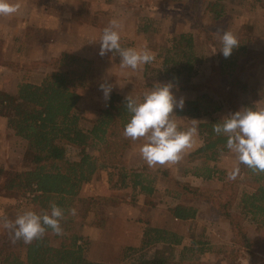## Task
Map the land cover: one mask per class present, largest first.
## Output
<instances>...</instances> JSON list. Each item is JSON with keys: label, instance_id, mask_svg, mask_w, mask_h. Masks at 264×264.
Listing matches in <instances>:
<instances>
[{"label": "trees", "instance_id": "16d2710c", "mask_svg": "<svg viewBox=\"0 0 264 264\" xmlns=\"http://www.w3.org/2000/svg\"><path fill=\"white\" fill-rule=\"evenodd\" d=\"M224 2H207L213 20L224 15ZM201 31L211 56L209 76L202 84L190 83L202 58L196 55L193 34L182 32L170 37L165 47L159 48L164 51L161 68L153 71L157 76L150 75L141 90L147 92L156 83L172 82L176 85L173 90L203 93L196 100L188 101L176 115L199 121L198 137L202 144L188 156L192 163H198L192 168V175L204 180L216 178L222 181V186L219 189L194 186L176 179L169 169L147 172L143 167H120L122 157L130 148V140L123 135L131 118L125 107V97L110 93L91 127L82 129L77 108L92 62L62 53L40 63L48 73L39 84L21 82L13 95L0 91V117L7 120L13 135L26 144L19 169L0 170V197L25 203L38 215L50 214V205L55 203L64 210V218L60 221L63 235H56L47 228L43 239L25 244L22 240L12 243L8 231L0 236V264H104L85 257L83 247L77 245L80 239L74 233V227L79 223L103 227L104 209L117 202L106 196L81 195L83 186L89 184L98 171H107L112 189H129L136 194L132 202L136 201V196H144V206L149 210L162 202L164 197L157 199L155 196L156 185L158 182L164 185L163 194L171 202L166 211L179 221L193 223L200 205L208 204L214 216L229 224L232 239L228 257L238 258L242 249L247 250L252 261H258L257 254L264 256V173L240 164L236 178L224 180L223 172L210 165L229 151L226 137L213 132V125L222 122L217 113L223 109L230 114L241 110L237 94L246 88V83H241V76L263 65L264 54L246 50L240 44L235 55L226 59L219 53L215 35L209 27ZM245 33V36L250 34ZM2 54L0 42V65L7 66ZM240 56L244 58H238ZM148 72L146 66L145 75ZM162 75L165 78H161ZM71 147L77 148L75 159L68 158ZM87 147L96 155L87 152ZM247 184H250V191L244 189ZM73 208L76 209L74 216L69 211ZM137 221L146 226L141 244L137 248H125L124 259L118 264H176L161 257H150L147 251L159 243L180 245L182 237L151 226L149 218L140 216ZM248 221L255 224L256 236L252 239L245 227ZM214 252L227 251L216 247Z\"/></svg>", "mask_w": 264, "mask_h": 264}, {"label": "rangeland", "instance_id": "374dc122", "mask_svg": "<svg viewBox=\"0 0 264 264\" xmlns=\"http://www.w3.org/2000/svg\"><path fill=\"white\" fill-rule=\"evenodd\" d=\"M213 0H111L108 3H103L101 0H86L84 2L85 8V15H86V24L87 25H97L99 28L101 27L104 29L108 26L109 22L113 19H116L120 22L121 28L119 29L120 36H121V47L124 48V45L127 42H131L132 47L140 50L142 47L149 49L152 53L155 54L156 59L149 63V72L147 73L148 76H157V73H153L154 70H159L161 68V62L163 55V50H159L161 47H165L166 41L172 37L173 35H178L182 32H188L194 34V40L196 43L195 52L198 57L202 58V62L197 65L200 69L201 75H204V69L206 67V63L211 62V56L208 55V47L207 42L204 36V33L201 29L209 27L212 33L215 35V41L217 45V49L219 53H221L222 49V35L220 32L228 31L233 27H237L238 25L233 23H226L224 24V18L220 21L213 20L212 16L209 14L207 9V2ZM97 3V4H96ZM96 4V5H95ZM236 5H241L243 9L250 10L252 7H259L264 10V2L258 3L255 0H225L224 2V15H231L232 12H235ZM238 20V19H237ZM241 21V20H238ZM260 28V26H259ZM249 32L248 28L242 30V36L245 35V32ZM241 32V30L239 31ZM252 32V30H251ZM260 32V31H259ZM262 34V32H260ZM244 38V37H243ZM262 42H260L261 44ZM130 46V44H126ZM260 50L258 53L264 54V46L261 45ZM235 49L233 50L232 56H234ZM222 54V53H221ZM118 55V53H117ZM231 56V58H232ZM119 58V56H117ZM240 59L244 58V56L238 57ZM115 63L112 66L116 68L120 65V58L119 60L115 58ZM39 61V60H38ZM32 61L30 60L21 61L17 64V67L21 68V70H16L19 72L17 74L18 78H21V82H29L32 84L39 83L41 79L48 73L47 68L43 67L40 63V60ZM31 63V64H30ZM94 64L92 63V69ZM208 66V65H207ZM96 67V68H95ZM94 67L95 72L92 74L90 73L88 77V81L86 83V87L80 93V101L77 108V112L81 117L80 125L82 129L86 130L91 127L93 124L94 119L98 116L100 110L105 106L106 101L103 99V92L100 90L99 85L105 80L109 83L110 81V72L113 68L110 67L107 59L102 57L101 64H98ZM18 68V69H19ZM142 68V67H141ZM111 69V70H110ZM92 71V70H91ZM140 71V70H139ZM137 74L136 72H134ZM161 78H165L163 75ZM200 78V77H199ZM190 83L192 84H199L198 82L192 81V77L190 79ZM241 83H246V88L244 91H240L238 96V104L241 107V110L248 107L253 109L254 111L264 110V64L260 67L252 69L248 73H244L241 76ZM111 84V83H110ZM144 84L141 83V80H131L127 83L126 89L128 92L123 97L131 96L134 99L140 100V94L142 92V87ZM249 85V86H248ZM130 86V87H128ZM251 89H253L254 93H256L259 97L257 101H255V105L251 102H248L250 99ZM249 90V92L247 91ZM177 91V90H174ZM2 92V91H1ZM181 93H189L194 92L196 95L200 96L203 93L197 91H178ZM111 93H114L111 91ZM211 94V93H210ZM13 95V94H12ZM214 99H216L214 97ZM251 104V105H250ZM246 106V107H245ZM177 110H174V115ZM226 112H228L225 109ZM221 112V111H220ZM218 112V113H220ZM224 115V113H223ZM228 115L230 113L228 112ZM176 116V115H175ZM178 127H184L183 129H187V127L192 126V121L189 120L188 122L185 119H176ZM199 138V137H198ZM200 139V138H199ZM130 140V139H129ZM25 142L20 140L19 138L13 135V132L8 125V122H1L0 120V170L5 169H19L22 161V156L25 151ZM131 145V144H130ZM77 148L71 147L68 151V158L75 159V151ZM87 152L96 155V152L93 151L91 148H86ZM126 153V152H125ZM192 153V152H191ZM190 154V153H189ZM188 154V156H189ZM125 155V154H124ZM184 155L183 160H181L178 165L173 169H169L171 174L179 180L187 182L191 184L192 178L190 176H182L184 171H187L192 176V168L197 164H192L189 157ZM123 159V157H122ZM121 159V162H122ZM194 163V162H193ZM211 166L213 164H210ZM220 171L223 172V179L226 180L229 178L230 174L233 172L234 168L237 165L235 154L228 151L226 153H222L219 160L215 163ZM130 169H137L138 166L129 167ZM141 168V167H140ZM147 172H154L155 170H146ZM105 173V175L103 174ZM98 177H96V181L90 182L87 186V190L85 191V196H106L110 197L112 201H117L114 206L106 207L104 209V219L105 225L108 221L107 215L111 212L112 208H118L121 205L126 207L127 212L130 213V221L133 223V226L139 227L137 223L138 217L142 216L144 218H149L151 223V218H157L159 212H157L158 208L154 207L153 209L149 210L147 207L144 206V196H136V201L132 202V197L136 194L132 193L129 189H112L110 183L108 181V173L107 171H98L96 173ZM95 174V175H96ZM182 176V177H181ZM191 179L189 182L184 180L185 178ZM107 179V180H106ZM2 177L0 175V185H1ZM221 182L218 188L212 189H219L222 186V181L216 180ZM193 185V184H191ZM158 192L155 194L157 199H162L160 203L161 209H165L168 204H170V199L165 197L163 194L164 185L160 184L159 182L156 185ZM209 188V187H208ZM244 189L250 191V184L244 186ZM82 195V194H81ZM32 195H27V197H31ZM84 196V195H82ZM207 209L209 208L208 204H205ZM108 210V212H106ZM25 211H30L29 206L25 203L16 202L11 199L0 197V214L6 215L10 220H15V218L22 214ZM157 212V213H156ZM156 214V215H155ZM208 214L209 220L219 221V217L214 216L210 209ZM114 217V215H112ZM116 218V217H115ZM136 218V219H135ZM114 219V218H113ZM135 219V220H134ZM223 219V218H221ZM134 220V221H133ZM162 221V219L160 220ZM225 221V219H223ZM112 225H114L113 229H110V232L105 236L104 243L110 244L113 243L114 236L118 235L119 239L121 238V229L117 228L120 224L116 220H112ZM168 222V221H166ZM141 223V222H138ZM137 224V225H136ZM143 224V223H141ZM157 224V223H156ZM199 225V223H198ZM89 226V227H96L91 226L88 223H79L74 227V233L77 235L81 233L79 231L80 227ZM99 229V227H96ZM179 233H189L192 234V223L188 225L187 223H180L177 226ZM8 232L7 229H4L0 226V236L6 234ZM98 237L94 236L92 241L94 244L91 246L92 251L89 253L90 248L86 247L85 242L79 240L77 242L78 246H82L84 249L85 257H92L94 260L105 257L100 255L107 250L105 244L101 243L97 239ZM57 244V243H56ZM217 247V246H214ZM218 247H221L218 245ZM225 248L224 246H222ZM16 251V249H14ZM216 250V248H215ZM230 250V249H229ZM227 250V251H229ZM17 252V251H16ZM148 252V251H147ZM123 253V252H122ZM154 251H150V257L153 256ZM148 255V253H147ZM135 256V255H134ZM149 256V255H148ZM154 256L161 257L166 259L171 263L176 264H192V252L188 251L187 249L182 250V248H162L158 251L155 250ZM122 257V258H120ZM120 260L123 261V254L119 256ZM201 263V262H200ZM204 264V263H203Z\"/></svg>", "mask_w": 264, "mask_h": 264}, {"label": "crops", "instance_id": "0c3cea01", "mask_svg": "<svg viewBox=\"0 0 264 264\" xmlns=\"http://www.w3.org/2000/svg\"><path fill=\"white\" fill-rule=\"evenodd\" d=\"M85 1L86 0H9V3H20L21 8L19 12L11 16H0V42L3 52L2 56L3 60L7 64V66L0 65V91L10 95L16 92L18 85L21 83V78H18L17 76L20 71L16 72V70H21V68L17 67L20 60H30L33 64L34 62L32 61L38 60H42L41 62H48L53 58L59 57L62 53H67L91 61L94 64L91 72L92 74L95 72L94 67L101 64L102 61V57L98 53L100 50L99 40L103 29L101 27L99 28L97 25L91 26L86 24V9L83 10L85 8ZM110 1L111 0H102L103 3L106 2L108 4H110ZM235 8L238 9H235V12H232L231 15L222 16V18H224V24L231 22L238 25L228 31L232 32L237 37L238 41L240 38L242 39L239 41V45L241 44L244 46L246 50L259 52L262 50L260 48L261 45L264 46V10L259 7H252L250 10H245V8L239 9L242 8L241 5H236ZM222 18H220V21ZM237 19L241 21H238ZM246 28H248L250 34L242 36V30ZM240 30L241 32H239ZM259 31L262 32V34H260ZM220 34L222 35L223 32H220ZM243 37H245V39L248 38V40L245 41ZM260 42L262 43L260 44ZM126 44H130V46H127ZM126 44L124 45V48H133L131 42H127ZM239 48L240 46L237 50ZM141 49H143V47ZM208 55L210 54L208 53ZM117 56H119V54L117 55L116 52H112L103 57L107 59L110 67L113 68V70L110 69L111 71L108 72L110 74V79H108L110 81L109 83L113 85L112 92L124 95L128 92L126 89L127 83L132 79H140L142 84L147 81L149 76L148 74L145 75V69L149 64H145L142 68L137 70H132L130 68L121 70L120 67L116 68L115 66H112V64L116 62L114 61L116 60L115 58L119 60L120 57L118 58ZM205 65L204 75H201L200 69L195 67L194 76L192 77V81H194V83L198 82L199 84H202L209 76V63H206ZM251 90L252 95H250L248 102L255 105V101H257L255 96H259L254 93L253 89ZM247 91L249 92V90ZM145 93L146 92H141L140 100H143ZM173 93L178 99L180 97L184 98V108L188 101H194L198 97V95L194 92L181 93L173 90ZM253 109L256 110L255 107ZM243 110L244 109L241 111ZM217 115L220 119H222L228 116V112L223 109L220 113H217ZM174 118L177 120L186 118V120L190 122V118L188 116L176 115ZM0 120L5 123L7 121L2 117H0ZM178 128L182 131L187 130L183 129L184 127ZM143 143V139L137 141H132L130 139V148L126 151L119 166L128 169H130L129 167L138 166L139 168L143 167L147 170L151 169L157 171L162 169L173 170L178 165V163L175 165L157 164L154 167H149L140 153V148ZM201 144V140L198 137L195 138L193 146L190 149H187L182 156H188L189 153L197 150ZM192 164H197V162ZM197 166L198 165H195L194 167ZM212 166L217 167L215 164ZM103 174L105 175V173ZM187 175L190 176L192 180H188L190 177H186L184 180H187L188 182L191 180L190 182L194 186L218 188L221 184V182L216 181L218 180L216 178L204 180L201 177H196L194 175L191 176V174L187 171H184V174H182V176ZM96 177H98L97 174L94 175L92 182L96 181ZM86 190L87 186H83L81 194L85 196ZM156 207L158 208L157 212H159H156L158 217L151 218L150 225L177 233L182 237V241L180 245L173 246H168L162 243L155 244L148 250L149 256L150 251H154L155 253V250L158 251L162 248H182V250L187 249L192 252V263L264 264V256L257 254L259 258L258 261H252L245 249H242L240 256L236 259L227 256L229 254L227 250L230 249L232 239L229 224L226 220L223 221L221 218H219L218 222L209 220V208L207 209L205 204L200 205L193 223L192 221H179L174 219L165 209H161L162 207H160V204ZM106 212H108V210ZM110 212L111 215L109 213L107 217H111L108 218L106 225L99 229L89 226L80 227L79 231H81V233L78 234V237L81 241L85 242L86 247L90 248L89 253L92 251L91 246L94 244L92 238L94 236L98 237V241L105 244L107 247V250L100 254L102 256L105 255L104 259L99 258L94 260L91 256L87 257V259L104 264H118L122 262V260H120L122 257L119 258L120 254H123L124 259L125 248H137L140 246L143 230L146 226L145 224L138 222L135 223L139 224V227L133 226V223L129 222L131 216L129 215L130 213H128L126 207H123L122 205L118 208H112ZM112 215H114V217H112ZM161 219L162 221H160ZM112 220H116L120 224L117 228L121 229V238L119 239L118 235H116L113 238V243L106 244L104 243V238L108 234L107 232H110V229H113L114 227L111 222ZM180 223H187L188 225H191L192 223V234L185 232L179 233L177 226ZM245 227L248 237L250 239L254 238L256 236L255 224L248 221L245 222ZM218 245L221 247L224 246L225 248H223V250L227 252H221L219 254L214 252V249L216 248L214 246L218 247Z\"/></svg>", "mask_w": 264, "mask_h": 264}, {"label": "clouds", "instance_id": "9594fccd", "mask_svg": "<svg viewBox=\"0 0 264 264\" xmlns=\"http://www.w3.org/2000/svg\"><path fill=\"white\" fill-rule=\"evenodd\" d=\"M20 8V3L0 0V16H11L19 12ZM120 28V22L113 19L103 29L98 53L101 57L112 52L118 53L121 70H137L156 59L155 54L146 47L140 50L122 48ZM221 39L220 52L227 59L240 46L239 41L230 31H223ZM174 87L176 85L172 82L156 83L154 88L145 93L142 101L129 95L125 97V107L131 118L124 127L123 135L132 141L143 139L140 153L149 167L179 163L183 158L182 154L193 146L195 138L198 137L199 121L191 120L192 126L182 131L173 119L174 110H183L185 103L183 97L178 99L174 95ZM99 88L103 92V99L107 101L113 85L105 80ZM220 121L222 122L213 125V132L226 137V148L235 154L237 161L229 179L236 178L240 164L264 173V110L244 108L243 111H236ZM50 207V214L38 215L33 211H25L14 221L0 214V226L10 232L12 243L22 240L25 244H31L41 240L47 228H51L56 235H63L60 221L64 218V210L55 203ZM69 211L71 215H76V209Z\"/></svg>", "mask_w": 264, "mask_h": 264}]
</instances>
